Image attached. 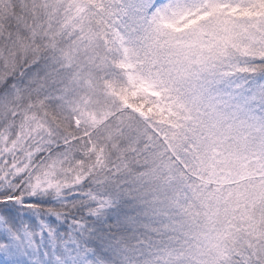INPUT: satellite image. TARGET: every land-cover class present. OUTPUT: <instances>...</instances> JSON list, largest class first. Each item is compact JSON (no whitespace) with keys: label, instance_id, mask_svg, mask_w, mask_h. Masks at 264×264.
<instances>
[{"label":"snow or ice","instance_id":"obj_1","mask_svg":"<svg viewBox=\"0 0 264 264\" xmlns=\"http://www.w3.org/2000/svg\"><path fill=\"white\" fill-rule=\"evenodd\" d=\"M0 264H264V0H0Z\"/></svg>","mask_w":264,"mask_h":264}]
</instances>
